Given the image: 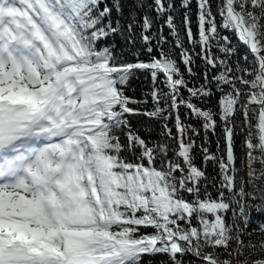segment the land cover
Segmentation results:
<instances>
[{"label":"snow or ice","instance_id":"snow-or-ice-1","mask_svg":"<svg viewBox=\"0 0 264 264\" xmlns=\"http://www.w3.org/2000/svg\"><path fill=\"white\" fill-rule=\"evenodd\" d=\"M215 5L0 0V264H264V0Z\"/></svg>","mask_w":264,"mask_h":264},{"label":"trees","instance_id":"trees-1","mask_svg":"<svg viewBox=\"0 0 264 264\" xmlns=\"http://www.w3.org/2000/svg\"><path fill=\"white\" fill-rule=\"evenodd\" d=\"M215 10H216L215 0H213V11H215ZM194 13H195V8H193V20H195V15H194ZM177 23H180V19H179V18H178V20H177ZM193 27H195V26H193ZM167 31H168L167 28H165V34H166V35H167ZM228 34H229V35H232V34H230V33H228ZM168 38L171 39L170 36H169ZM232 39H233V41L235 42V39H236V38H235L234 35H232ZM116 43L119 45V44L122 43V41H120L119 39H117V40H116ZM240 49H241V51H243V50H244V46H243V45H240ZM134 50H135V49H133V51H134ZM125 58H127V59H131V60H133V61H134V59H135L134 57H130V56L128 55L127 52L125 53ZM141 58L143 59V58H145V57L142 56ZM198 62H199V61H198ZM137 75L139 76V78H136V77L134 76V77L131 79V83H130V87H129V90H128V94H129V95H133L135 98H138V99H139V98H142V97H141V92H142V91H143V92L150 91V89H151V78L149 77L148 80L146 81V80L144 79V75H143V74L138 73ZM133 89H135L134 92L132 91ZM148 100H149V106H150L151 98L148 97ZM181 113H183V109H181ZM250 119L252 120V122H253V124H254V123H255V119L252 118L251 116H250ZM240 120H241V121L243 120V116L240 117ZM133 123L136 124V123H137V120L134 119V120H133ZM189 123H196V121L190 120ZM248 131H249V129H248V128H245V129H244V135H246ZM253 131H255V129H253ZM217 133H218V135H219V129L217 130ZM141 134L143 135L144 133L142 132ZM203 135H204V133H203V129H201L200 137H199V139L197 140V145H199L200 142L203 140ZM218 135H217V136H213L211 132L208 133V136H209V143H208L207 147H208V148L210 149V151H212V152H215V151H216V142H217V139H218ZM241 140H242V137H241V136H238V137L236 138V141H235V144H236V155H237V157H238V159H237V166H239V164H240V159H241V158H244V159H245V162H246L245 152L242 151V149H241ZM195 151L198 153V152H199V148L197 147V148L195 149ZM196 163H197V164H200V163H201V157H200L199 155H197V157H196ZM255 167L259 168L260 165L257 163V164L255 165ZM208 170L211 171V166H209ZM246 173H247V167H244V169H243L242 172H241V175L244 176L245 180L247 179V175H246ZM260 220H261L260 215L254 212V213H253V226H254L256 223L260 222ZM190 258H191V259H195V258H193V257H190ZM186 259H187V258H186ZM145 264H167V257H166V256H163V255H157V256L151 258V260H149V258L145 257Z\"/></svg>","mask_w":264,"mask_h":264}]
</instances>
